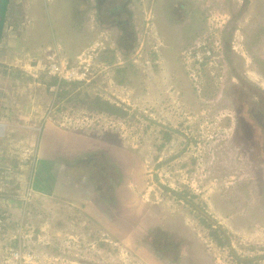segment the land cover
Here are the masks:
<instances>
[{"label": "rangeland", "instance_id": "374dc122", "mask_svg": "<svg viewBox=\"0 0 264 264\" xmlns=\"http://www.w3.org/2000/svg\"><path fill=\"white\" fill-rule=\"evenodd\" d=\"M110 3L7 0L0 264H264V0Z\"/></svg>", "mask_w": 264, "mask_h": 264}, {"label": "built area", "instance_id": "2783aa9c", "mask_svg": "<svg viewBox=\"0 0 264 264\" xmlns=\"http://www.w3.org/2000/svg\"><path fill=\"white\" fill-rule=\"evenodd\" d=\"M90 56H88L89 59ZM60 58L55 55L46 57L47 62L42 68L45 74L56 79L57 85L64 82L68 84L88 82V79H91L94 68L90 67L88 63L84 64V61H81V56L75 57V61L72 63Z\"/></svg>", "mask_w": 264, "mask_h": 264}, {"label": "flooded vegetation", "instance_id": "af4514ba", "mask_svg": "<svg viewBox=\"0 0 264 264\" xmlns=\"http://www.w3.org/2000/svg\"><path fill=\"white\" fill-rule=\"evenodd\" d=\"M107 1L109 0H96V4H97V9H96V19L97 21H99L100 24H102L101 22H103V10H107L108 9V15L109 19L112 18L113 19V27L114 29L118 32V33H123V29L124 26L122 27V21H120V16L125 13V5L124 4H114V3H110V4H106ZM142 1V0H141ZM101 21V22H100ZM124 21V20H123ZM126 22V23H125ZM125 22H123V24L125 23L127 26V21L125 20ZM250 113L252 115V117L254 118L255 122L258 123V127L261 130H264V113L259 111V110H255L253 107H251L250 109ZM259 114L261 116H259ZM259 117V122L255 119V117Z\"/></svg>", "mask_w": 264, "mask_h": 264}, {"label": "trees", "instance_id": "16d2710c", "mask_svg": "<svg viewBox=\"0 0 264 264\" xmlns=\"http://www.w3.org/2000/svg\"><path fill=\"white\" fill-rule=\"evenodd\" d=\"M6 4H7V0H0V31H1V27H2V19L4 17V11H5ZM75 11H76V8H75ZM76 13H80V11H76L75 14ZM75 14H74V16H75ZM111 19L112 18H110V20ZM120 21H122V26H126L125 21H123L121 18H120ZM123 22H125V23L123 24ZM124 32H125V28L123 29V33ZM55 83H56V79L51 78L50 84L53 86ZM63 84H66V83L64 82ZM71 84H73V83H71ZM74 85H76V84H74ZM59 96L60 95L57 96L58 99H59ZM85 100H86L85 104L87 106V109H89L90 111H94L96 114H103L104 113L106 115H114V116H119V115L125 114V112L122 111V109H120L119 107L115 106L114 104H110L107 101H104L99 97H93L91 99L86 98ZM212 235L216 237V232L213 231ZM243 262L249 263V260H243Z\"/></svg>", "mask_w": 264, "mask_h": 264}, {"label": "water", "instance_id": "95a60500", "mask_svg": "<svg viewBox=\"0 0 264 264\" xmlns=\"http://www.w3.org/2000/svg\"><path fill=\"white\" fill-rule=\"evenodd\" d=\"M259 116H261L260 114H259ZM255 119L259 122V117L257 116V117H255Z\"/></svg>", "mask_w": 264, "mask_h": 264}]
</instances>
